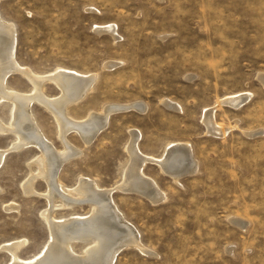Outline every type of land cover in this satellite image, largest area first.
Masks as SVG:
<instances>
[{
    "label": "rangeland",
    "instance_id": "obj_1",
    "mask_svg": "<svg viewBox=\"0 0 264 264\" xmlns=\"http://www.w3.org/2000/svg\"><path fill=\"white\" fill-rule=\"evenodd\" d=\"M0 16L14 26L18 70L4 78L13 89L32 88L25 70L43 76L61 67L97 73L84 96L66 105L75 119L108 104H144L110 111L86 143L66 131L75 149L56 175L67 187L79 175L114 186L128 159L130 129L139 131L142 154L158 157L169 142L188 145L195 163L189 173L174 177L154 161L142 165L161 199L110 189L143 248L122 246L111 264H264V0H0ZM44 91L60 93L50 81ZM30 109L37 128L61 149L50 110L35 100ZM209 111L217 128L204 122ZM0 119L12 121L4 99ZM13 138L0 132V264L10 259L4 244L23 240L18 255L28 259L50 240L41 216L48 207L44 178L23 189L39 149ZM89 209L83 201L52 210L68 218ZM72 245L75 254L85 247Z\"/></svg>",
    "mask_w": 264,
    "mask_h": 264
},
{
    "label": "bare ground",
    "instance_id": "obj_2",
    "mask_svg": "<svg viewBox=\"0 0 264 264\" xmlns=\"http://www.w3.org/2000/svg\"><path fill=\"white\" fill-rule=\"evenodd\" d=\"M107 31L113 33L111 27ZM14 36L13 24L0 16V100L11 102L12 117V121L8 123L0 119V132L5 130L13 132V140L17 146L33 143L39 149L40 154L34 161L36 168L34 170L31 168L34 172L24 183L23 189L26 192L31 190V183L35 176L44 178L47 189L43 195L48 202V207L43 210L41 216L48 227L50 240L44 249L28 259L20 258L18 255V248L24 243L23 240L2 245L1 248L10 255L9 261L5 264H111L115 251H118L120 247L129 244L141 247V244L139 235L124 221L113 201L111 202L110 189L116 187L136 191L156 201L163 196L152 180L143 174L142 165L145 160L154 161L161 170L170 171L174 177H177L195 169L194 159L189 154L187 143L184 142L167 143L158 157L142 154L137 147L138 144L136 145L139 131L130 129V139L125 145L128 159L122 166L120 178L114 186L99 187L92 179L79 175L75 185L67 187L56 175L58 166H61L60 163L70 157L75 149L67 140L66 131L69 128L77 131L86 143L107 123L106 118L110 111L127 107L141 109L144 104L132 102L110 107L108 104L100 111L90 110L84 118L75 119L67 111L66 105L80 98L92 87L91 82L93 78H96L97 73H82L61 67L43 76L25 70L24 73L29 78L32 88L26 92L13 89L4 78L8 71L17 69L13 55ZM45 81L53 82L59 89V95L50 97L45 93ZM33 100L42 104L53 114L58 125L57 134L63 144L61 149H54L35 125L31 109L29 110L30 102ZM232 101L237 102L238 99L234 97ZM212 115L211 111L205 112L203 118L206 125L214 129L217 127L213 125ZM3 152L4 150H0V160ZM83 201L90 206L89 211L84 214L73 212L70 217L61 218L62 216L55 215L52 210L57 206H72L74 203ZM233 222L240 225L243 223L239 219H233ZM76 240L85 243L83 250L77 254L74 253L72 245V242Z\"/></svg>",
    "mask_w": 264,
    "mask_h": 264
},
{
    "label": "water",
    "instance_id": "obj_3",
    "mask_svg": "<svg viewBox=\"0 0 264 264\" xmlns=\"http://www.w3.org/2000/svg\"><path fill=\"white\" fill-rule=\"evenodd\" d=\"M117 252V250L115 251V253ZM115 255V254H114ZM114 257V256H113ZM112 260H113V258H112Z\"/></svg>",
    "mask_w": 264,
    "mask_h": 264
}]
</instances>
